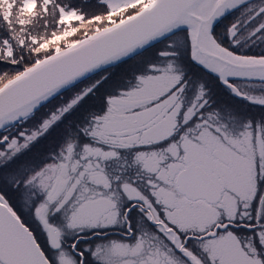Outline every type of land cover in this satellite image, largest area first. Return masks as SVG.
<instances>
[{"label":"snow or ice","instance_id":"obj_1","mask_svg":"<svg viewBox=\"0 0 264 264\" xmlns=\"http://www.w3.org/2000/svg\"><path fill=\"white\" fill-rule=\"evenodd\" d=\"M0 264H264V0H0Z\"/></svg>","mask_w":264,"mask_h":264}]
</instances>
